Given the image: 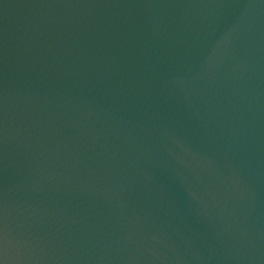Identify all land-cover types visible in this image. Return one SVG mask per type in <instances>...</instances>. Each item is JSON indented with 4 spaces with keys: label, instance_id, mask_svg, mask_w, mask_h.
Wrapping results in <instances>:
<instances>
[{
    "label": "water",
    "instance_id": "95a60500",
    "mask_svg": "<svg viewBox=\"0 0 264 264\" xmlns=\"http://www.w3.org/2000/svg\"><path fill=\"white\" fill-rule=\"evenodd\" d=\"M0 264H264V0H0Z\"/></svg>",
    "mask_w": 264,
    "mask_h": 264
}]
</instances>
